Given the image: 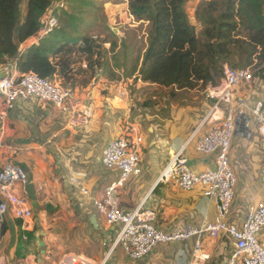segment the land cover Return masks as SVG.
Instances as JSON below:
<instances>
[{
  "label": "crops",
  "instance_id": "0c3cea01",
  "mask_svg": "<svg viewBox=\"0 0 264 264\" xmlns=\"http://www.w3.org/2000/svg\"><path fill=\"white\" fill-rule=\"evenodd\" d=\"M121 2L116 0L112 5L125 4ZM94 24H88L89 31ZM45 38L41 31L21 46V52L39 45ZM104 45H110L112 49L109 40H105ZM4 67L0 66V80L5 72ZM84 67L87 68L86 63ZM107 67L106 62L101 69L97 68L96 77L102 75ZM137 77L142 84L156 86L143 82L139 71ZM220 81L221 78L216 82ZM90 84L70 88L75 99L83 104L81 115L70 114L68 117L52 104H40L35 100L17 101L14 108L8 110L0 100V170L6 164L21 168L27 174L29 183L35 185L40 203L39 186L46 180L43 173L45 164L47 161L49 165L56 164V170H59L64 180L66 194L75 205L73 211L82 223L85 244L77 246L79 242H75L68 250V261L73 258L83 264H107L110 259L115 260V264H227L235 244L226 235L203 241L202 252L208 256L206 260L193 258V240L160 245L138 261L131 260L121 248L114 246L121 228L106 223L98 214L94 200L101 198L109 184L117 182L120 177L117 170L104 168L102 155L111 141L124 135L120 114L124 115V111L127 115L131 100L128 91L119 82L102 80ZM237 95L246 98L251 104L264 100V81L256 78L252 86L239 88ZM211 105L207 98L193 110L188 104H172L164 123L149 127L150 135L147 138H143L138 126L135 128L131 125L128 128L125 134H134L143 139L144 146L140 148L143 172L116 191L115 202L124 213L131 214L143 204L146 209L156 213V227L167 233L177 232L189 225L201 228L214 221L217 205L205 198L203 187L185 192L172 182L159 183L165 168L199 128L202 112L209 111ZM255 127L253 120L246 125L249 131ZM207 130L206 127L199 130L185 151L190 167L197 173L215 169V157L198 153L194 145ZM146 147L148 151L145 153ZM230 158L238 178L231 222L241 225L250 208L264 201V140L260 137L254 140L252 136L245 137L243 132L237 133ZM71 176L80 179L89 190V196H83L72 185ZM94 217L97 228L92 224ZM43 225L44 222L36 214L35 219L27 223L9 215L3 225L0 264H51L45 263V259L53 237L49 231L43 232L47 229ZM42 226L44 230L39 229ZM259 241L264 246V228L259 234Z\"/></svg>",
  "mask_w": 264,
  "mask_h": 264
},
{
  "label": "built area",
  "instance_id": "2783aa9c",
  "mask_svg": "<svg viewBox=\"0 0 264 264\" xmlns=\"http://www.w3.org/2000/svg\"><path fill=\"white\" fill-rule=\"evenodd\" d=\"M64 7V2H58L44 17L47 24L42 31L44 37L57 29L59 23L54 12ZM4 71L6 77L0 80V100L8 110H12L17 101L35 100L40 104H52L65 115H81L83 104L75 99L71 89L35 73L19 74L16 63L6 65ZM256 78L261 79L257 69L251 71L235 69L227 64L223 66L220 83L207 88V99L214 103L199 128L159 178V183L172 182L185 192L197 187L204 188L205 198L217 205V216L206 226L197 228L189 225L177 232L167 233L156 227V213L146 209L143 204L131 214L124 213L115 202L116 191L131 178L142 175L140 148L143 139L134 134H124L107 145L102 164L107 170H117L120 177L105 189L101 198L94 200V206L108 225L120 226L114 246L121 248L131 260L144 259L160 245L187 243L190 240L194 241L193 258L206 260L208 256L202 252L203 241L226 235L235 244L227 264H264V246L259 241V234L264 228V201L250 208L241 225L231 222L238 185L230 158L233 140L250 120L254 121L264 140V100L251 104L237 95L239 88L252 86ZM205 127L208 128L207 132L194 145L198 153L215 157V169L197 173L190 167L185 151L199 130ZM71 183L83 196H89V190L79 178L71 176ZM28 184L27 174L16 165L6 164L0 170V245L3 225L9 215L24 223L34 219L33 207L26 193ZM74 262L76 260H72L71 264Z\"/></svg>",
  "mask_w": 264,
  "mask_h": 264
},
{
  "label": "trees",
  "instance_id": "16d2710c",
  "mask_svg": "<svg viewBox=\"0 0 264 264\" xmlns=\"http://www.w3.org/2000/svg\"><path fill=\"white\" fill-rule=\"evenodd\" d=\"M61 1L66 0H0V66L13 61L22 75L35 73L52 82L59 78L65 85L77 70L74 55L86 58L87 70L82 71H93L92 76L103 67L102 46L96 37L85 36L86 22L74 4L56 9L57 29L39 45L21 52V46L41 32L42 20ZM78 1L90 8L94 5L92 0ZM190 1L126 0L130 15L149 24L141 80L163 88L206 89L217 84L227 64L257 69L264 81V0L202 1L195 13L199 26L187 12ZM111 45L115 50L116 43Z\"/></svg>",
  "mask_w": 264,
  "mask_h": 264
},
{
  "label": "rangeland",
  "instance_id": "374dc122",
  "mask_svg": "<svg viewBox=\"0 0 264 264\" xmlns=\"http://www.w3.org/2000/svg\"><path fill=\"white\" fill-rule=\"evenodd\" d=\"M92 1L94 2V5L90 8L81 4L78 0H74L72 3L66 0L64 1V8L70 7L71 4H74L78 9H81L79 11L80 15L86 22L84 32L88 36L89 34H91L90 36H96L102 46V59L104 60L102 63L105 64L107 62L108 67L102 75L100 74L96 77L97 73L92 76L93 71L88 70L86 73L82 71L87 70L84 67L86 58L77 54L74 55V59L78 62V67L76 66L77 70L75 69L76 73L70 81L71 83L65 85L63 84V81L56 78V84L67 88L69 86L70 88H74L76 85L84 86L89 85L90 83L92 84V82L99 83L102 82V80L103 82H119L123 89L125 88L128 91L129 98L131 100L129 109L128 111L126 110L127 115L124 111V115L120 114L122 131H124L125 134L131 125H134L135 128L138 126V130L143 138H147V136L150 135L149 127L151 125L155 126L157 124L164 123V119L170 113L172 104H188L191 106L190 110H193L207 98V90L205 91L203 88L189 91L178 90L176 88L157 87V85H145L144 83L142 84L137 76L138 71L142 67L144 54L148 47L149 24L143 21H137L130 15L126 6V4L128 5L126 0H118L119 2L122 1L121 3L125 4H119L117 6L112 5V2H116V0ZM202 1L208 0H191L187 4V12L192 22L197 26H199L200 23L196 19L195 13ZM25 15L26 9L25 5H23V19L25 18ZM91 22H95V24L93 25L91 31H89L90 29L88 30L87 26ZM108 24L112 26L113 29H118L119 33H115V31L111 29ZM105 40L115 42L117 45L116 49L112 51L110 45H104ZM235 61L238 62V58L235 59ZM245 69L255 71L253 68ZM133 72L135 77L132 75ZM99 90H101V88ZM242 91L244 90L242 89ZM211 103L213 104L214 101H211ZM207 113L208 111H203L202 117L204 118ZM71 121L72 119L70 118V122ZM70 122L68 124L72 127L73 125H71L72 123ZM241 132L244 133L245 137L251 135L254 137V140L260 137L257 127H255L252 131L244 128ZM143 146L144 143L141 147ZM146 151H148L147 147L144 152L146 153ZM43 173L46 180H43L42 185L40 183L39 186V198L42 201L39 203V208L41 210L33 209V213L34 219L35 214L39 215V220L43 221V226H46L47 228L44 230V227L42 226L39 229H43V232L49 231L53 237L50 251L46 255V262H44L54 264L56 261L57 264H61L63 262L71 264L74 259L72 258V260L68 261L69 248L74 246L75 242H79L77 243V246L85 244V239L82 235V223L77 219L76 214L73 211V207L75 205H73L66 194L64 180L59 170H56V164L54 166L49 165L47 161ZM133 180L134 178L131 179L130 183ZM47 205H52V210H48ZM74 263L83 264L82 262ZM107 264H115V260L110 259Z\"/></svg>",
  "mask_w": 264,
  "mask_h": 264
},
{
  "label": "water",
  "instance_id": "95a60500",
  "mask_svg": "<svg viewBox=\"0 0 264 264\" xmlns=\"http://www.w3.org/2000/svg\"><path fill=\"white\" fill-rule=\"evenodd\" d=\"M47 27V24H46V20H42V26H41V31L45 30ZM115 32L117 30H114ZM4 77H6V72H4V74H2L1 76V79H3ZM26 193L31 201V204H32V207L33 209L35 210H39V200H38V197H37V194H36V188H35V185L32 184V183H29L27 186H26ZM47 209L48 210H52V205H47ZM92 224L97 228L98 225H97V220H96V217H94L92 219ZM106 263V262H105ZM104 263V264H105Z\"/></svg>",
  "mask_w": 264,
  "mask_h": 264
}]
</instances>
